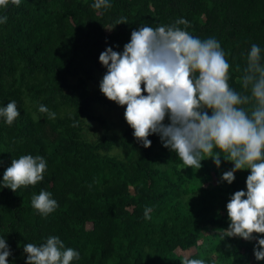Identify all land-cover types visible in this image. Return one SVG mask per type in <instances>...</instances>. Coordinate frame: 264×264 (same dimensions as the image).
Wrapping results in <instances>:
<instances>
[{"label": "trees", "instance_id": "16d2710c", "mask_svg": "<svg viewBox=\"0 0 264 264\" xmlns=\"http://www.w3.org/2000/svg\"><path fill=\"white\" fill-rule=\"evenodd\" d=\"M94 2L21 0L0 9L8 18L0 24V107L14 100L20 111L11 126L0 117V181L12 159L31 154L47 161L35 186L14 193L0 183V237L14 253L9 264H25L24 244L40 245L49 236L79 251L72 264H182L195 258L264 264L254 257L255 242L220 239L229 224L226 203L246 190L249 171L237 172L231 185H218L233 167L223 157L219 169L205 159L193 170L155 134L148 137L151 147H142L124 119L126 105L109 101L99 89L106 72L99 55L106 47L122 51L138 26L184 18L190 34L220 42L230 87L250 95L240 78L253 43L264 57V0H110L107 10L93 9ZM120 17L128 24L115 26ZM40 104L56 118L39 113ZM96 105L121 110L120 131L96 114ZM92 122L104 128L97 138L85 132ZM42 189L59 204L46 218L31 204ZM145 208H151L150 220ZM178 250L192 253L185 257Z\"/></svg>", "mask_w": 264, "mask_h": 264}, {"label": "clouds", "instance_id": "9594fccd", "mask_svg": "<svg viewBox=\"0 0 264 264\" xmlns=\"http://www.w3.org/2000/svg\"><path fill=\"white\" fill-rule=\"evenodd\" d=\"M21 0H0L5 12ZM110 0H95V10L111 8ZM0 16V24L7 22ZM128 24L126 17L115 26ZM179 25H184L182 29ZM190 21L180 18L172 25L153 28L141 25L131 31L122 51L106 47L99 62L106 69L99 82L100 92L118 106H125L124 119L133 136L144 148L151 147L150 135H157L162 146L175 153L186 166L199 170L202 161L212 159L219 169L224 161L233 167L221 174L218 185H231L236 173L248 170L246 190H237L226 203L229 220L220 239L241 238L255 242L253 254L264 260V64L262 49L255 43L247 56L241 76V94L229 85L230 64L220 42L214 37L201 39L186 29ZM119 47V46H116ZM146 93V94H145ZM247 106V107H246ZM38 111L55 119L56 113L40 104ZM20 116L16 101L0 107V117L11 126ZM33 119H38L33 114ZM76 123H73V127ZM214 149L218 151L214 152ZM223 153L224 155H221ZM207 157V158H205ZM47 161L31 154L12 159L3 174V188L35 186L44 179ZM32 207L47 217L58 207L52 193L41 190L31 198ZM151 208L144 218L150 220ZM25 264H72L79 251L66 248L58 236H49L40 245L25 243ZM14 257L6 237H0V264ZM182 264H206L203 258L184 259Z\"/></svg>", "mask_w": 264, "mask_h": 264}, {"label": "rangeland", "instance_id": "374dc122", "mask_svg": "<svg viewBox=\"0 0 264 264\" xmlns=\"http://www.w3.org/2000/svg\"><path fill=\"white\" fill-rule=\"evenodd\" d=\"M96 114L104 118L107 123L110 125L112 129H115L117 131H120L122 125L119 122V114L121 110L115 109V108H107L104 106H98L95 107ZM104 131V128L101 127L99 124L92 122L90 124L89 128H86L85 132L88 134L91 138H97L100 134H102ZM178 254H181L185 257L189 256L192 252H181L180 250L177 251Z\"/></svg>", "mask_w": 264, "mask_h": 264}]
</instances>
